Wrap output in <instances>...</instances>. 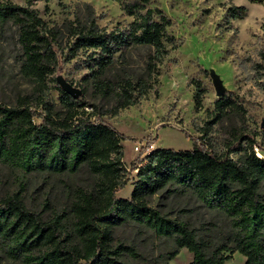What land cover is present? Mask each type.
<instances>
[{"label": "trees", "instance_id": "obj_1", "mask_svg": "<svg viewBox=\"0 0 264 264\" xmlns=\"http://www.w3.org/2000/svg\"><path fill=\"white\" fill-rule=\"evenodd\" d=\"M249 1L264 5V0ZM122 8L134 18L129 30L107 31L93 19L67 26L70 50L88 54L82 95L92 89L113 102L104 109L73 98L60 85V103L49 100L65 34L49 27L31 0L25 6L0 0V38L17 27L21 72L34 85L15 106L0 104V163L14 173L42 177L57 194L41 210L27 205L23 188L0 198L1 256L20 264H173L186 249L193 255L190 264H225L236 253L245 264H264V159L256 155L253 137L234 135L221 154L209 143L195 142L189 151L157 148L127 169L126 138L103 117L147 96L159 66L179 45L168 32L171 20L151 7V0H124ZM247 13L244 6L232 7L227 16L242 20ZM136 49L150 50L143 72L126 66ZM34 106L42 111L40 124ZM239 109L231 99L219 98L213 122ZM132 172L131 196L119 198ZM196 204L211 214L197 225L184 214L194 212ZM123 227L149 233L159 252L117 241Z\"/></svg>", "mask_w": 264, "mask_h": 264}, {"label": "rangeland", "instance_id": "obj_2", "mask_svg": "<svg viewBox=\"0 0 264 264\" xmlns=\"http://www.w3.org/2000/svg\"><path fill=\"white\" fill-rule=\"evenodd\" d=\"M25 6L28 0H4ZM124 0H31L32 8L49 27L62 29L64 38L57 48L60 67L49 81V100L59 104L56 90L62 78L73 87L83 90V79L88 54L70 50L67 26L77 21L93 19L101 29L129 30L134 18L122 8ZM244 6L247 16L242 20L229 19L227 11ZM151 7L163 11L171 20L168 29L179 47L172 50L159 66V75L152 91L134 106L121 110L116 116L107 115L103 121L126 138L123 141L124 163L129 171L144 159L134 147L138 143H154L157 148L189 151L193 143H209L214 153L221 154L234 135L253 137L255 153L264 157V5L249 0H151ZM150 55L148 49L133 50L126 63L133 70L143 72ZM23 53L18 42V29L12 26L0 38V104L15 106L19 98L33 92L34 85L22 72ZM123 65H117L121 68ZM213 75L225 88L223 97L234 101L241 109L229 112L220 122L215 117L216 95ZM55 79L57 82H53ZM90 89L81 98L104 109L113 102L105 100ZM203 93L201 101L198 93ZM222 97V98H223ZM35 122H42L41 109ZM92 112L91 107L87 108ZM207 131V135L204 133ZM234 159L239 156L232 154ZM87 182L85 175L80 176ZM136 172L128 177L127 186L117 193L119 198H130ZM24 189L26 203L31 208H43L47 198L55 197L56 189L40 176L14 173L0 163V198ZM190 208H192L190 206ZM194 212L184 213L194 224L208 220L211 214L200 204ZM169 211H172L168 209ZM174 211V210H173ZM174 217L175 214L173 213ZM116 239L134 241L143 249L157 254L159 242L149 233H138L132 227L117 230ZM193 255L186 249L172 261L190 264ZM0 264H20L0 254ZM225 264H245V257L236 253Z\"/></svg>", "mask_w": 264, "mask_h": 264}, {"label": "water", "instance_id": "obj_3", "mask_svg": "<svg viewBox=\"0 0 264 264\" xmlns=\"http://www.w3.org/2000/svg\"><path fill=\"white\" fill-rule=\"evenodd\" d=\"M212 77H213V81H214V87H215L216 95L218 98H222L225 94V88L223 86V83L217 75H213ZM59 84H60L61 88L65 92L70 94L73 98L78 99L81 97L82 91L73 87L70 83H68L64 79L60 78Z\"/></svg>", "mask_w": 264, "mask_h": 264}, {"label": "built area", "instance_id": "obj_4", "mask_svg": "<svg viewBox=\"0 0 264 264\" xmlns=\"http://www.w3.org/2000/svg\"><path fill=\"white\" fill-rule=\"evenodd\" d=\"M156 149L157 147L154 143H148V142L138 143L134 147L135 152H137L138 155H143L144 157L149 155L152 151ZM256 155L259 158L264 159V157L261 154L257 153Z\"/></svg>", "mask_w": 264, "mask_h": 264}]
</instances>
